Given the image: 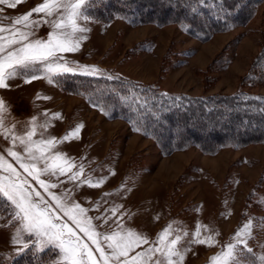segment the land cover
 <instances>
[{
	"label": "rangeland",
	"instance_id": "374dc122",
	"mask_svg": "<svg viewBox=\"0 0 264 264\" xmlns=\"http://www.w3.org/2000/svg\"><path fill=\"white\" fill-rule=\"evenodd\" d=\"M44 2L7 0L0 3V24L6 29L11 26L13 30L28 31L24 24L14 21ZM9 3L17 6L11 8ZM54 18L32 12L30 21L41 23L32 26L34 35L29 40L47 39L52 29L43 21ZM79 23L90 29L78 34L87 38L80 41L78 51L60 54L64 57L60 63L66 62L76 73L95 68L103 75L130 77L153 84L161 91L193 96L231 94L240 89L264 94V82L244 80L254 58L264 47V2L248 23L216 33L207 41L191 36L175 23L132 24L122 18L103 22L93 17ZM3 35L7 38L11 34L5 31ZM37 67L41 68L40 78L26 83L21 75L7 80L9 87L0 88L3 101L0 155L27 179L30 191H39L54 207L56 201L48 192L61 197L67 193L71 198L69 203H78L87 210L86 217L91 218L95 232L102 234L97 239L106 252L110 241L104 236L124 235L134 230L148 239V244L136 251L151 246L162 248L164 245L157 244L161 239L168 244L180 237L176 247L184 258L178 264H213L212 258L226 251L229 243L235 244L237 232L250 224L247 247L241 246L243 264H261L264 142L225 146L214 154H206L197 146L164 154L156 140L143 130L122 118H112L85 96L64 90L57 83V75L50 83L42 66ZM33 118L36 124L33 139L55 138L51 153L63 154L57 163L75 165L59 180L41 176L46 183L58 184L48 191L7 155L11 149L26 158L18 143L13 146L11 137L25 135L33 126L30 123ZM45 122L49 127L40 128ZM6 129L11 130L7 135ZM65 136L69 138L66 141ZM81 165L83 173L73 182L69 177ZM89 179L101 183L91 187L86 182ZM1 197L0 205H3L6 198ZM57 214L74 229L82 243L93 249L99 260L92 241L63 212L58 210ZM8 215L9 212L0 208V264H10L27 251L44 250H49L53 257L40 264H70L63 260L59 248L42 247L35 237L28 239L26 233L21 232L20 243L13 244L20 222L12 219L4 223ZM165 232L167 236H163ZM197 232L201 239L211 237L209 242L213 246L192 243ZM24 242L28 248L17 254Z\"/></svg>",
	"mask_w": 264,
	"mask_h": 264
},
{
	"label": "snow or ice",
	"instance_id": "6c2138e0",
	"mask_svg": "<svg viewBox=\"0 0 264 264\" xmlns=\"http://www.w3.org/2000/svg\"><path fill=\"white\" fill-rule=\"evenodd\" d=\"M93 2L94 0H45L43 4L36 6L29 13L14 21L15 24H24L28 31L13 30L11 26L6 29L0 24V88L9 87L6 81L16 79L21 75L25 77L26 83L40 78L38 72L41 71V68L37 67L38 65L42 66L45 78L50 83L53 82V76L66 73L76 74V70L69 67L66 62L60 63L61 60H64L63 55L60 54L78 51L80 41L87 38L84 35H78L90 31L86 26H81L79 21L91 19L84 10L90 7ZM0 3H7V0H0ZM8 6L15 8L17 3H9ZM32 12L44 13L45 17H55L43 21L48 23L52 29L47 39L29 40V37L34 35L31 30L32 26H39L41 23V21H30ZM5 31L10 32V37L6 38L3 35ZM81 74L86 76L103 75L95 68H85ZM108 79H112V77H108ZM2 108L3 101L0 100V110ZM30 123L33 126L25 135L11 137L13 146L15 147L18 143L21 151L26 154V158L20 152L11 149L7 155L18 162L19 167L45 191L55 189L58 187L57 183H46L40 177L47 175L49 178L56 177L59 180V177L67 175L75 165L65 166L57 163L63 154L51 153V149L56 144L55 138L34 140L35 118ZM39 127L47 129L49 124L45 122ZM9 131L11 130L6 129L5 135ZM68 139V136L64 137L65 141ZM0 173L4 174L0 176V196L6 198L0 208L9 212L4 223L12 219L20 222L17 234L12 238L13 244L20 243L21 232L26 233L28 239L35 237L42 247L54 245L59 248L63 254V260L69 261L70 264H178V261H182L184 258L181 250L176 247L180 237L168 244H164V240L161 239L157 244L164 245L162 248L151 246L145 250L136 251L142 245L148 244V239L137 235L134 230H128L124 235L114 233L104 236L105 240L110 241L107 244L109 252H106L97 239V236L102 234L95 232L91 218L86 217L87 210L78 203H69L71 198L67 193L61 197L53 192H48L56 201L55 207L50 205L39 191L29 190L27 179L20 175L12 163H6L2 155H0ZM82 173L83 166L81 165L80 169L69 179L75 182ZM86 182L91 187H96L101 183L100 180L93 182L90 179ZM58 210L63 212L64 216L69 217L80 231L92 241L96 253L99 254V260L93 249L88 244L82 243L74 229L62 221L61 216L57 214ZM249 227L250 224L245 225L242 231L237 232L234 237L236 243H229L226 251H223L218 257H213V264H243L244 257L241 253L243 247H247V239L251 235ZM167 235L168 232L163 234V236ZM210 240L211 237L201 239L197 232L191 242L211 247L213 245L209 242ZM26 248H28V243L24 242L23 247L17 250V254L22 253ZM247 251L251 253L252 249L247 248ZM133 252L135 255H131ZM174 257L177 258L176 261H174ZM259 260L261 264H264V256L259 257Z\"/></svg>",
	"mask_w": 264,
	"mask_h": 264
},
{
	"label": "trees",
	"instance_id": "16d2710c",
	"mask_svg": "<svg viewBox=\"0 0 264 264\" xmlns=\"http://www.w3.org/2000/svg\"><path fill=\"white\" fill-rule=\"evenodd\" d=\"M262 2L94 0L85 12L103 22L122 18L132 24L175 23L191 36L207 41L216 33L248 23ZM56 79L64 90L85 96L112 118H122L143 130L164 154L189 146L214 154L225 146L264 142V94L246 89L203 96L176 94L124 76L66 73ZM244 80L264 82V47ZM48 257H53L49 250L27 251L10 264H40Z\"/></svg>",
	"mask_w": 264,
	"mask_h": 264
},
{
	"label": "crops",
	"instance_id": "0c3cea01",
	"mask_svg": "<svg viewBox=\"0 0 264 264\" xmlns=\"http://www.w3.org/2000/svg\"><path fill=\"white\" fill-rule=\"evenodd\" d=\"M130 78V77H129ZM137 79V78H136Z\"/></svg>",
	"mask_w": 264,
	"mask_h": 264
}]
</instances>
